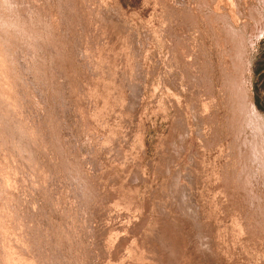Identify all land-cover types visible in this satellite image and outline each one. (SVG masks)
Returning a JSON list of instances; mask_svg holds the SVG:
<instances>
[{"label": "rangeland", "instance_id": "rangeland-1", "mask_svg": "<svg viewBox=\"0 0 264 264\" xmlns=\"http://www.w3.org/2000/svg\"><path fill=\"white\" fill-rule=\"evenodd\" d=\"M18 2L0 264H264V0Z\"/></svg>", "mask_w": 264, "mask_h": 264}, {"label": "clouds", "instance_id": "clouds-1", "mask_svg": "<svg viewBox=\"0 0 264 264\" xmlns=\"http://www.w3.org/2000/svg\"><path fill=\"white\" fill-rule=\"evenodd\" d=\"M23 4L18 0H0V32L20 33L25 28Z\"/></svg>", "mask_w": 264, "mask_h": 264}, {"label": "bare ground", "instance_id": "bare-ground-1", "mask_svg": "<svg viewBox=\"0 0 264 264\" xmlns=\"http://www.w3.org/2000/svg\"><path fill=\"white\" fill-rule=\"evenodd\" d=\"M264 34V33H263ZM245 86V85H244ZM250 105V104H249ZM261 134V133H260ZM264 138V137H263ZM263 145V144H262ZM256 147V146H255ZM264 156V155H263ZM261 158V157H260ZM260 160V159H259Z\"/></svg>", "mask_w": 264, "mask_h": 264}]
</instances>
